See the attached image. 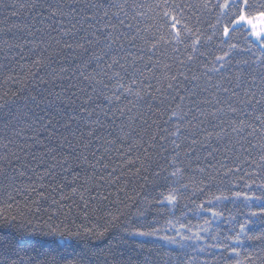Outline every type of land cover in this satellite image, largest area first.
Returning <instances> with one entry per match:
<instances>
[{
	"label": "snow or ice",
	"instance_id": "snow-or-ice-1",
	"mask_svg": "<svg viewBox=\"0 0 264 264\" xmlns=\"http://www.w3.org/2000/svg\"><path fill=\"white\" fill-rule=\"evenodd\" d=\"M0 6V264H264V0Z\"/></svg>",
	"mask_w": 264,
	"mask_h": 264
},
{
	"label": "trees",
	"instance_id": "trees-1",
	"mask_svg": "<svg viewBox=\"0 0 264 264\" xmlns=\"http://www.w3.org/2000/svg\"><path fill=\"white\" fill-rule=\"evenodd\" d=\"M19 2H26V0H19ZM105 3L111 2V0H104ZM128 2L131 4L132 0H128ZM137 3H149L151 2V0H136ZM192 3H199L200 0H191ZM13 3V0H0V5L3 4H11ZM111 12H116V9L113 8L111 9ZM7 15V12L4 11L3 7L0 6V20L3 19V17ZM123 19V17H121ZM21 20L26 19L25 17H20ZM12 22H16L15 20H13ZM127 23H131L133 25L136 24V21L134 19H132V13L129 12V17H128V21ZM0 61H2V57H0ZM91 70V69H89ZM233 72H235V69H233ZM5 75H7V73H4ZM5 87H11L12 90H15V86L14 85H5ZM163 119H167V116H164ZM99 155V154H98ZM135 155V154H133ZM118 163V161H113L112 162V166H115V164ZM25 183H27V181H25ZM131 188V186H130ZM163 190V189H161ZM114 191V190H112ZM129 195H132L133 193L131 192V190H129L128 192ZM9 195V193L4 192L2 190H0V216L4 215V214H10V215H18L19 211H21L23 209V204H24V199L22 196H17L16 197V201L18 202L20 207H17V203H14L11 200L7 199V196ZM115 198V197H113ZM121 199H123V194L120 197ZM33 199H35V197H33ZM197 203H199V201H197ZM8 204H12V207L9 209L7 207ZM43 209H47L48 205L44 204L42 206ZM44 215L46 216V213H44ZM177 216H179V213L177 212ZM151 218V217H150ZM80 221H77V223H79ZM180 223H185V224H189L191 227H193V230L196 229V226L200 224V221L197 220L195 217L189 215L186 219H182L180 221ZM178 226V225H177ZM165 228H167V225H164ZM183 231V230H182ZM3 234H8L11 235L10 230L5 229L3 227H0V235ZM169 235H174L175 232L174 230L172 232L168 233ZM115 234L113 233L112 235H109L107 237H105L104 239L98 240V241H91L90 243L97 247V248H104L106 247L110 241L113 242V245L115 246V241L113 240V236ZM133 240H138V241H147L146 246H145V251L141 252L140 249L136 248V246L131 242V240L129 241L128 244H124V245H120L118 250L123 252L125 257L131 258L132 260L136 261V264H140V261L143 260V258L147 255L148 251H151L153 256H155L156 253V249L155 248H150L149 246L154 244V243H163L162 241H155L153 238H147V237H134L132 238ZM22 247L27 248L29 250L31 249H35L36 251H57L60 252L63 255H67L68 253H70L72 251L73 248H79V245L76 242H72L71 247L65 248L64 246V241H60V240H53L51 238H45V237H40V236H25L22 238ZM174 245H166L165 249H172L175 250ZM253 247L252 242L248 241L245 242L243 244V248L248 251L251 250ZM165 249H161V255H163V251ZM194 256H196L197 254H193ZM200 258H205V259H211V257L207 256V254H200ZM167 259V258H165Z\"/></svg>",
	"mask_w": 264,
	"mask_h": 264
}]
</instances>
